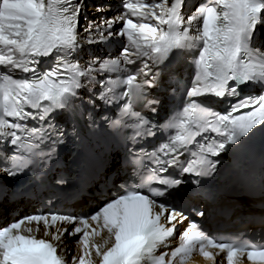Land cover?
<instances>
[{
  "label": "snow or ice",
  "instance_id": "1",
  "mask_svg": "<svg viewBox=\"0 0 264 264\" xmlns=\"http://www.w3.org/2000/svg\"><path fill=\"white\" fill-rule=\"evenodd\" d=\"M94 9L90 18L84 0H0V203L34 195L14 189L33 172L43 183L60 147L82 140L80 121L97 127L101 106L118 113L100 117L108 128L131 130L97 209L34 212L0 227V264H186L194 255L216 264L221 253L227 264H244L245 257L264 264V242L209 236L197 219L205 210L168 199L186 176L196 186L212 177L222 154L264 127V46L253 43L264 26V0H201L191 11L187 0H120L111 16V5ZM108 43L118 45L115 56L77 58L85 44ZM174 49L192 51L194 71L182 109L162 126L133 106L157 113L162 101L152 93L163 86L160 65ZM245 86L260 91L242 95ZM207 97L228 106L207 107ZM162 127L170 130L166 140L146 149ZM145 159L154 165L147 174L140 171Z\"/></svg>",
  "mask_w": 264,
  "mask_h": 264
},
{
  "label": "bare ground",
  "instance_id": "2",
  "mask_svg": "<svg viewBox=\"0 0 264 264\" xmlns=\"http://www.w3.org/2000/svg\"><path fill=\"white\" fill-rule=\"evenodd\" d=\"M88 15H89V17L91 18L92 16H94V15H97L96 13H95V9H94V6H93V8H91V9H89V12H88ZM111 15H114V14H110V16ZM258 30H259V32H260V35H262V32H263V29H262V27L260 26L259 28H258ZM264 182V181H263ZM262 186L264 187V183H262ZM256 191V190H255ZM184 192H180L179 194H177V197H180V198H182V199H184ZM233 199H235V202H238V203H241V204H243V206L244 207H247L248 205H247V202L249 203V201L247 200V199H245V198H241V200L240 199H238V198H236V197H233ZM98 203V202H97ZM254 205H256V204H262V205H260V206H262V207H264V201H261V200H254V202H252ZM83 205H85V203H83ZM0 206H1V208L3 207V205L2 204H0ZM18 206H19V204H18ZM231 206L232 207H236V203H231ZM12 206L10 205L9 206V208H11ZM87 211H88V209H87ZM254 213H256V214H259V215H261V213H264V212H262V211H254V212H252V213H249V214H254ZM3 216H4V214H3Z\"/></svg>",
  "mask_w": 264,
  "mask_h": 264
},
{
  "label": "rangeland",
  "instance_id": "3",
  "mask_svg": "<svg viewBox=\"0 0 264 264\" xmlns=\"http://www.w3.org/2000/svg\"><path fill=\"white\" fill-rule=\"evenodd\" d=\"M263 35H264V32H263Z\"/></svg>",
  "mask_w": 264,
  "mask_h": 264
}]
</instances>
